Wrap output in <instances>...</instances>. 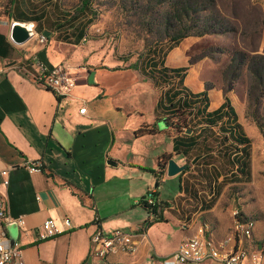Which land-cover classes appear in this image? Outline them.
<instances>
[{"label": "crops", "instance_id": "1", "mask_svg": "<svg viewBox=\"0 0 264 264\" xmlns=\"http://www.w3.org/2000/svg\"><path fill=\"white\" fill-rule=\"evenodd\" d=\"M251 1L260 7L264 19V0ZM10 32L11 27L0 23V34L7 38V56L0 58L4 68L0 74V171L10 169L9 185L0 184V194L11 218L5 231L11 244L21 248L23 264H143L151 257L170 256L203 225L210 227L216 241L223 240L233 229L235 208L243 218L256 221L253 240L264 244L262 205L254 216L241 204H230L225 210L221 197L214 200V183L200 177V190L193 182L192 175L199 173L196 169L203 172L208 156L217 153L211 150L210 137H201L199 145L185 155L175 151L182 145V134L173 128L156 135H135L141 126L158 120L159 89L152 79L140 69L121 68V62L111 64L104 58L97 62L84 50L53 44L38 34L16 45ZM193 45L192 38L181 41L168 51L164 66L188 67ZM11 53L16 57L10 58ZM205 61L188 68L184 87L193 94L206 93L209 112L219 110L229 99L237 123L243 126L231 96L216 87L205 88ZM39 63L48 69L69 66L76 79L71 92L57 96L47 88L39 80ZM91 72L95 73L93 84L89 83ZM234 124L233 118H225L223 126L230 129ZM213 130V137L220 138L219 128ZM164 156L187 168L194 159L201 164L192 163L188 171L168 177ZM27 162L39 170L30 172ZM223 181L221 177L217 185ZM245 185L233 182L224 190ZM149 195L156 200V212L141 203ZM21 217L24 228L16 222ZM48 219L66 231L40 241L36 229ZM98 228L104 233L122 229L134 234L137 250L106 260L91 258V239ZM14 264H20L19 260Z\"/></svg>", "mask_w": 264, "mask_h": 264}, {"label": "rangeland", "instance_id": "2", "mask_svg": "<svg viewBox=\"0 0 264 264\" xmlns=\"http://www.w3.org/2000/svg\"><path fill=\"white\" fill-rule=\"evenodd\" d=\"M84 2L0 0V23L8 29L16 21L7 13L24 20L40 18L28 23L39 37L84 50L97 62L102 58L111 64L121 62L125 69H148L150 60L162 61L171 37L189 34L195 45L187 68L206 59L205 88L216 87L231 96L251 141L252 175L245 178V187L223 191L222 208L241 204L250 216L257 214L260 205L264 208V19L260 7L251 0H89L82 10ZM187 4L189 16L181 21L180 10ZM15 57L11 53L10 58ZM153 82L161 97L168 88L161 81ZM210 138L211 150L217 152L219 138ZM213 156L219 164L217 155ZM223 175L227 178L222 185L234 182L230 169ZM191 178L200 189L201 178L197 174Z\"/></svg>", "mask_w": 264, "mask_h": 264}, {"label": "trees", "instance_id": "3", "mask_svg": "<svg viewBox=\"0 0 264 264\" xmlns=\"http://www.w3.org/2000/svg\"><path fill=\"white\" fill-rule=\"evenodd\" d=\"M88 2L89 0H86V2L83 3L82 10L89 6ZM189 7L188 4L184 5L180 10L181 21H184L185 17L188 18ZM6 15L16 21L25 22L26 24H32L36 20V22H40V18L24 20L21 19V17L15 18L11 13H7ZM198 35H204V33L199 32ZM188 37L189 34L186 33L175 34L170 38L172 44L168 51L177 47L181 41ZM82 39V36H78V40ZM6 40V36L0 34L1 59H5L7 56V49L5 48ZM163 59L160 62L155 59L150 60L149 68L145 70L141 66L140 68L137 66L132 67V69H140L142 74L147 75V77L151 78L155 83L161 81L166 88H168L161 95L157 105V122L152 125L145 124L141 126L136 131L135 135L137 137L156 135L160 133L161 129L173 128L176 132L182 134V145L175 151L188 155L197 144L199 145L198 140L201 137L205 135L208 137L211 135L214 136L215 132L213 129L219 128L218 132L220 138L218 140V149L216 153L219 164L214 162L215 158L210 154L204 162L206 167L203 168V172L202 169H196L199 171L197 175L203 180L206 179L208 182L214 183V200L220 197L224 191L225 185H222L223 182L220 185L217 184L221 177H224V179L227 178L226 175H223L226 168L230 169V175L233 177L234 182L247 184L245 178L252 175V153L250 152L251 141L243 126L237 123V115L233 111L234 109L231 106L229 99L226 100V103L219 110L209 112V99L207 94H193L189 89L184 87V79L188 68L169 69L164 66ZM146 72L149 73L146 74ZM225 118H233L235 122L230 129H226L223 126ZM189 131H192L193 133L200 131V134L198 136H189L187 135V132ZM161 160H164L165 164L168 165L170 157L164 156ZM195 160L198 159L193 160V166L198 167L201 164V161L194 163ZM191 164L188 165L186 171L189 170ZM141 203L147 210H153L154 212L157 211V206L148 205L146 197L142 199ZM146 225H148V223Z\"/></svg>", "mask_w": 264, "mask_h": 264}, {"label": "built area", "instance_id": "4", "mask_svg": "<svg viewBox=\"0 0 264 264\" xmlns=\"http://www.w3.org/2000/svg\"><path fill=\"white\" fill-rule=\"evenodd\" d=\"M34 26L29 25L31 35H35ZM41 72L39 80L57 96H66L76 83L71 77L69 66L58 65L48 69L39 63ZM4 68L0 66V74ZM84 112V110H82ZM30 172L39 170L37 165L26 163ZM10 169L0 171V184L9 185ZM149 206H156V200L149 195L146 197ZM234 226L231 232L221 241H216L208 225H203L197 235L185 242L176 252L167 257H151L143 264H201L205 261H215L221 264H263L264 244H256L253 233L256 228L254 219H245L241 210L235 208L232 212ZM11 221L7 213L5 198L0 194V264H14L19 260L23 264L21 248L18 244L12 245L5 231V225ZM20 228H24L25 220L21 217L16 220ZM67 227L71 223L67 221ZM66 230L61 228L53 219L46 220L36 229L40 241L55 238ZM137 250V241L134 234L122 229L104 233L97 229L91 239L90 257L106 260L110 256L121 252L134 253Z\"/></svg>", "mask_w": 264, "mask_h": 264}, {"label": "water", "instance_id": "5", "mask_svg": "<svg viewBox=\"0 0 264 264\" xmlns=\"http://www.w3.org/2000/svg\"><path fill=\"white\" fill-rule=\"evenodd\" d=\"M44 34L49 35L48 32H45ZM10 38L12 42L16 45H22L28 42L32 38V35L29 31V24L13 21L11 24ZM94 76H95V73L91 72L90 77H89L90 84L94 83ZM197 161L198 160H195L194 163H196ZM186 169H187V166H180L173 159H171L169 160V163L167 166V176L174 177L184 172Z\"/></svg>", "mask_w": 264, "mask_h": 264}]
</instances>
